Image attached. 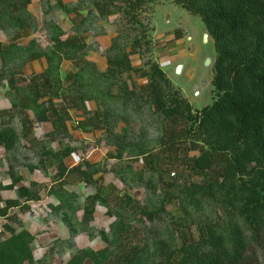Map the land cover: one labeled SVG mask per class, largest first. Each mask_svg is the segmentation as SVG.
Instances as JSON below:
<instances>
[{"label":"trees","instance_id":"1","mask_svg":"<svg viewBox=\"0 0 264 264\" xmlns=\"http://www.w3.org/2000/svg\"><path fill=\"white\" fill-rule=\"evenodd\" d=\"M94 1H98L94 6L101 17L109 15L108 8L141 27L137 11L151 0ZM171 1L200 18L215 52L213 101L195 112L172 88L158 64L146 62V69L131 67V56L147 51L145 32L132 41L129 52L126 44L113 41L110 51L114 54L107 58L104 72L85 60L79 34L61 39L63 32L55 25L49 30L51 44L45 49L33 40L27 46L0 44V84L5 82L6 91L12 90L14 95L11 110L0 113V147L6 155H15L23 139L29 143L28 151L37 150L39 167L55 166L59 186L52 195L58 202L52 208L56 212L64 217L68 216L67 210L74 213L68 203L70 195L63 189V178L75 176L94 188L83 208L81 224L86 226L92 221L96 206L105 208L107 215L115 219L110 229V248L81 250L66 264H84L87 259L91 264H257L255 253L264 256V0ZM30 2L0 0V29L23 31L33 25L27 12ZM114 2H120L119 6L112 5ZM57 3L68 13L61 0ZM73 12L80 16L76 10ZM41 59H45L46 68L29 79L22 78L21 68ZM63 62H70L76 71L65 72ZM124 75L125 79L134 77L145 83L131 81L128 86L122 79ZM18 82L22 83L19 87ZM87 102L94 103L93 109H86ZM133 104L134 116L146 106L153 108L155 123L160 122L161 127L159 154H154L140 137L135 141L127 127L115 131L118 122H126L123 115L132 110ZM70 110L81 111L83 118L76 128L103 133L108 145L118 147L116 159L121 160L129 150L131 159L141 158L144 168L159 177L162 160L167 159L175 169L182 157L180 163L189 176H198L200 181L181 187L162 182L160 203L150 208L141 206L126 192L115 195L99 185L106 171L94 180L100 173L96 164L84 161L67 168L64 160L71 149L50 148L69 136ZM28 112L33 114V121ZM15 119L19 120L20 134L13 127ZM34 123H50L53 128L42 142L33 137ZM190 152L198 155L189 157ZM125 169L120 174L134 175L130 167ZM9 173L11 183L0 184V192L14 189L22 181L21 176ZM32 188L17 187L18 199L5 201L0 216L20 207L19 199L38 201L39 195ZM176 200L180 216L173 220L171 229L164 218L165 206ZM218 209L222 215L210 220L212 210ZM140 223L149 225L144 226V233L137 227ZM189 224L200 226L198 241L192 240ZM81 229L85 232L87 228ZM175 232L180 244H174L173 239L165 242ZM9 233L0 241V264H36L31 250L33 237L27 231L16 234L9 229ZM101 236L106 241L104 233Z\"/></svg>","mask_w":264,"mask_h":264},{"label":"rangeland","instance_id":"2","mask_svg":"<svg viewBox=\"0 0 264 264\" xmlns=\"http://www.w3.org/2000/svg\"><path fill=\"white\" fill-rule=\"evenodd\" d=\"M30 1L27 12L33 18V25L26 27L23 31L12 28L0 29V44L3 46H9V44L27 46L33 40L40 49H45L51 44L49 30L52 25H55L63 32L61 39L79 34L85 46L83 50L86 52L85 60L100 72H104L108 67L107 58L114 54V51H110L113 41L117 40L118 45L126 44L125 49L129 52L132 41L139 37L140 33L145 32L144 37H147L149 42L147 51L131 56V67L146 69V62L158 64L172 88L188 102L193 112L212 103L211 79L215 57L212 41L200 18L176 6L171 0H151L138 10L137 21L141 27L108 8L106 10L110 12L109 15L101 17L94 6V2L98 1L94 0H61L69 10L68 13H65L58 3L56 4V0ZM118 3L120 2H114L112 5L119 6ZM73 10H76L80 16L76 17ZM207 58L212 63L205 67L204 62ZM45 68V59L26 63L21 68L22 78L29 79L32 74H40ZM61 68L65 72L76 71L70 62H63ZM125 77L124 75L122 79L128 86H131V81H136L139 85L145 83V80L134 77L129 80ZM5 84V82L0 84V113L11 110V99L14 96L12 90L6 91ZM21 84L18 82V87ZM54 102L57 103L60 100ZM85 106L87 110H91L94 103L87 102ZM131 108L132 110L127 112L128 115H123L126 122H118L115 131L118 132L120 128L127 127L128 134L133 135L134 140L140 137L154 154H159L158 138L161 127L160 122H158L159 125L155 123V116L152 115L153 108L146 106L138 110L135 116L134 104ZM28 115L33 121V114L28 112ZM69 115L70 121L67 123L69 136L58 143H52L50 148L53 151L64 147L71 149V154L64 160L67 168L82 164L84 161L96 164L100 173L93 177L94 180L98 179L101 172L106 171L102 179L99 178V185L108 188L115 195L126 192L141 206L150 208L160 203V197L164 193L162 182L181 187L182 184L188 185L200 181L198 176H189L188 170L180 163L182 157L176 163L175 169H171L167 159L162 160L159 177L144 168L141 158L131 159L128 155L129 150L123 153L121 160L116 159L118 147L108 145L103 133L82 132L76 128L77 122L83 118L81 111L70 110ZM13 127L20 134L19 120L15 119ZM52 130L50 123H34L33 137L38 142H42L44 135L51 133ZM28 145L29 143L22 139L15 155H6L0 147V184L9 185L11 183L9 172H13L14 177H22L17 187L24 186L31 190L34 185L32 189L39 195L38 201L19 199L20 207L11 208L6 216H0V241L9 237V229H13L16 234L27 231L33 237L31 250L36 264H66L81 250L99 251L110 248L112 243L109 237L110 229L115 219L107 215L105 208L96 206L92 221L86 226L81 224L87 197L94 193L93 186L81 183L75 176L64 177L63 189L70 195L68 203L74 213L67 210L68 216L64 217L62 212H56V209L52 208L58 202L52 195L53 190L59 186L56 185V168L48 164L45 169L39 167L38 152L37 150L28 151ZM197 155L198 153L195 152L188 153L189 157ZM13 157L16 160H13ZM31 165L37 169L30 171L26 166ZM126 166L132 169L134 175L120 174L121 171L126 170ZM150 183L151 186H149ZM17 187L0 192L2 200L0 208L5 207V201L18 199L15 191ZM112 187L116 191H112ZM171 189L177 192V189ZM165 212L166 224L173 229V220L180 216L178 201L167 204ZM221 215L219 209L212 210V216L209 219L212 220L216 218L215 216ZM144 226L149 225L137 224L138 229L143 233ZM81 228L87 229L82 232ZM189 232L193 241L199 240L200 226L198 224H189ZM101 233H104L106 241ZM172 239L174 244H180L176 232L165 239V242ZM253 260L257 264H264V256L261 252H256ZM84 264H91V261L87 259Z\"/></svg>","mask_w":264,"mask_h":264},{"label":"water","instance_id":"3","mask_svg":"<svg viewBox=\"0 0 264 264\" xmlns=\"http://www.w3.org/2000/svg\"><path fill=\"white\" fill-rule=\"evenodd\" d=\"M204 38H206V36H204ZM210 59L209 58H207L206 60H205V62H204V66L205 67H208V65L210 64ZM212 63V62H211Z\"/></svg>","mask_w":264,"mask_h":264}]
</instances>
